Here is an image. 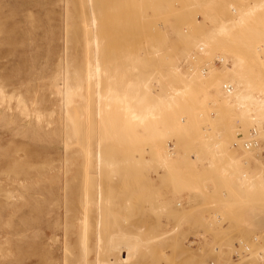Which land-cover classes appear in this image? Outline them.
I'll list each match as a JSON object with an SVG mask.
<instances>
[{"label":"rangeland","instance_id":"1","mask_svg":"<svg viewBox=\"0 0 264 264\" xmlns=\"http://www.w3.org/2000/svg\"><path fill=\"white\" fill-rule=\"evenodd\" d=\"M0 82V264H264V0H0Z\"/></svg>","mask_w":264,"mask_h":264},{"label":"bare ground","instance_id":"2","mask_svg":"<svg viewBox=\"0 0 264 264\" xmlns=\"http://www.w3.org/2000/svg\"><path fill=\"white\" fill-rule=\"evenodd\" d=\"M231 19V18H230ZM227 21V20H226ZM225 23V22H224ZM223 30H225L223 27H221ZM221 29V30H222ZM243 29H245V28H243ZM222 30V31H223ZM92 41H89V45L90 46H92V43H91ZM219 60H220V62H222V59L219 57ZM176 73V72H175ZM98 77V71H96V68H95V65H94V63H92L91 61L88 63V72H87V78L89 79V80H94V79H96ZM191 77V76H190ZM188 78V77H187ZM226 87H229V89L228 90H231L230 92H232V93H228V92H226L225 91V94H227V96L228 95H232V94H234L235 93V91H236V88H233V86H226ZM110 89H111V87H109V90L108 91H110ZM79 90V89H78ZM133 90V89H132ZM139 90V89H138ZM225 90V89H224ZM59 91V93L60 94H63V95H70V96H72V95H74V92H72V91H65V90H58ZM112 94L113 93H115L116 94V92H115V89H114V91H113V89H111V91H110ZM126 92H128V90L126 91ZM132 93V92H131ZM107 94H108V92H107ZM118 94V93H117ZM116 94V95H117ZM122 96V95H121ZM116 97L117 98V100H119V99H121L122 97ZM8 97V95L5 93V91H4V88H3V85H2V83L0 82V104L5 100V98H7ZM229 97H231V96H229ZM237 98H238V101H237V103L238 104H242V103H245V102H248L249 104H248V106L246 107V109H249V105L250 106H252V107H254V108H256V110H261V113H259V118L260 119H264V102H263V99H257V97H256V95L254 96H252L251 94H249V93H242V94H240V95H237L236 96ZM100 98H104V99H106L104 96H103V94H101V97ZM124 98H126L125 97V95H124ZM129 98H131V96L129 97ZM136 98V97H135ZM128 99V98H127ZM127 99H124V101L125 100H127ZM134 99V98H133ZM142 99H143V97H142ZM99 100V99H98ZM108 100H109V97H108ZM228 100V99H227ZM129 101V100H128ZM139 101V100H138ZM122 101H120V103H121ZM140 102V101H139ZM146 102V101H145ZM228 102H229V100H228ZM17 105L18 106H20L21 104H23V101L21 100V97L20 98H17ZM123 103V102H122ZM69 104H70V102H69ZM128 104V103H127ZM126 104V105H127ZM138 103H135V105H137ZM109 105V104H108ZM148 106H149V104H148ZM162 106V104H157V105H155V106H151V107H154L153 109H154V116L156 115V113H155V111L156 110H158V109H160V107ZM107 107H109V106H107ZM128 107H130V106H128ZM127 107V108H128ZM133 107V106H132ZM147 108V107H146ZM145 108V109H146ZM125 109V108H124ZM133 109V108H132ZM142 109H144L143 107H142ZM129 110H131V109H129ZM145 111V110H144ZM153 111V110H152ZM151 111V112H152ZM126 112H127V110H126ZM153 113V112H152ZM152 113H149L148 112V110H146V112H144V113H137V112H131V115L130 116H132V118H134L135 120H139L140 122H144V120L146 119V118H148L149 116H153V114ZM39 119V118H38ZM134 122V121H133ZM139 122V123H140ZM142 122V123H143ZM137 123V122H136ZM145 123V122H144ZM133 124V123H132ZM136 125V124H135ZM243 176H245V175H243ZM262 184H263V186H264V183H263V178H262ZM256 186H258L257 184H256V182H252V183H249L248 185H246V190H248L249 192L250 191H254V189L256 188ZM82 263V262H81ZM92 263V262H91ZM84 264H88V262H85ZM93 264H97V262L96 261H94L93 262Z\"/></svg>","mask_w":264,"mask_h":264},{"label":"built area","instance_id":"3","mask_svg":"<svg viewBox=\"0 0 264 264\" xmlns=\"http://www.w3.org/2000/svg\"><path fill=\"white\" fill-rule=\"evenodd\" d=\"M229 89V88H228ZM257 129L250 130L247 138L242 134H238L237 140L234 143L235 147H242L246 150L253 149L257 146ZM263 183H264V175H263ZM248 250V248H246Z\"/></svg>","mask_w":264,"mask_h":264}]
</instances>
